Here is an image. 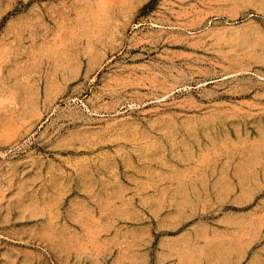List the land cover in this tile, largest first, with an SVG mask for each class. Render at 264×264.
Returning <instances> with one entry per match:
<instances>
[{"label":"rangeland","instance_id":"374dc122","mask_svg":"<svg viewBox=\"0 0 264 264\" xmlns=\"http://www.w3.org/2000/svg\"><path fill=\"white\" fill-rule=\"evenodd\" d=\"M249 190L264 0H0V264H263Z\"/></svg>","mask_w":264,"mask_h":264},{"label":"crops","instance_id":"0c3cea01","mask_svg":"<svg viewBox=\"0 0 264 264\" xmlns=\"http://www.w3.org/2000/svg\"><path fill=\"white\" fill-rule=\"evenodd\" d=\"M254 196L255 193L249 190V253L257 249L256 253L261 255L264 264V196L262 202L257 204L253 203ZM255 212H260L262 215L260 225L258 220L253 217Z\"/></svg>","mask_w":264,"mask_h":264},{"label":"bare ground","instance_id":"6f19581e","mask_svg":"<svg viewBox=\"0 0 264 264\" xmlns=\"http://www.w3.org/2000/svg\"><path fill=\"white\" fill-rule=\"evenodd\" d=\"M63 194H64V193H63ZM60 197H61V196H60ZM55 198H56V197H55ZM54 200H55V199H54ZM55 201H56V200H55ZM35 212H36V211H35ZM37 212H38V211H37ZM50 226H51V225H50ZM50 226H49V227H50ZM49 227H48V228H49ZM52 227H54V226H52ZM58 227H59V226H58ZM55 228H56V227H55ZM61 228H62V227H61ZM50 229H51V228H50ZM64 229H65V228H64ZM46 230H47V229H46ZM51 230H52V229H51ZM60 230H61V229H59V231H60ZM59 231H58V232H59ZM65 231H66V230H65ZM46 232H47V231H46ZM62 232H63V231H62ZM53 234H54V236H56L55 233H53ZM60 234H61V233H60ZM49 235H50V234H49ZM52 236H53V235H52ZM62 239H63V238H62ZM66 239H67V238H66ZM51 243H52V242H51ZM52 244H53V243H52ZM60 245H61V244H60ZM63 246H64V245H63ZM63 246H62V247H63ZM62 247H61V248H62ZM27 261H28V259H27ZM26 263H27V262H26ZM28 263H29V262H28Z\"/></svg>","mask_w":264,"mask_h":264}]
</instances>
